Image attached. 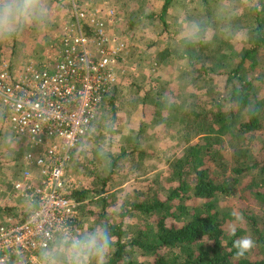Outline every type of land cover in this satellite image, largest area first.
<instances>
[{"label":"trees","instance_id":"1","mask_svg":"<svg viewBox=\"0 0 264 264\" xmlns=\"http://www.w3.org/2000/svg\"><path fill=\"white\" fill-rule=\"evenodd\" d=\"M172 1L131 9L130 27L160 21L168 31ZM241 1L225 10L216 7L214 22L222 29L213 41L198 36L182 40L178 49L167 46L158 52L154 62L158 69L165 61L187 60L178 75L179 93L195 86L206 96L179 94L180 100H170L171 82L154 76L158 85L144 97L134 92L130 100L132 106L144 107L131 139L118 152H96L91 167L81 163L92 181L73 195L83 201L82 222L91 216L112 234L107 264H264V0L237 6ZM202 3L209 21L212 4ZM70 14L74 21L73 9ZM243 29L248 41L238 50L232 40ZM121 94L118 86L105 97L103 105L113 115ZM152 117L154 125L174 128V139L183 143L166 170L149 164L160 150V137L152 139L146 132ZM82 144L81 139L74 154ZM27 150L17 153L20 164ZM125 174L135 181L126 192L118 186ZM244 240L251 241L250 247H243ZM11 258L9 264H15L16 255Z\"/></svg>","mask_w":264,"mask_h":264},{"label":"built area","instance_id":"2","mask_svg":"<svg viewBox=\"0 0 264 264\" xmlns=\"http://www.w3.org/2000/svg\"><path fill=\"white\" fill-rule=\"evenodd\" d=\"M71 0L74 21L64 25L59 54L43 67L15 69L0 60V106L7 127L28 146L25 169L13 182L14 198L29 202L0 221V264H40L55 229L87 230L74 194V150L88 134L106 95L121 85L128 41L115 34L113 7ZM86 26V27H85Z\"/></svg>","mask_w":264,"mask_h":264},{"label":"rangeland","instance_id":"3","mask_svg":"<svg viewBox=\"0 0 264 264\" xmlns=\"http://www.w3.org/2000/svg\"><path fill=\"white\" fill-rule=\"evenodd\" d=\"M81 1L83 3L90 2L92 8H107L109 6L119 11L120 19L111 29L115 34L126 38L128 48L122 62L126 68V74L123 76L120 85L123 94H121L119 101L116 100L117 102H115L119 104L118 107L116 106L115 115H113L111 107L103 105L89 135L82 138L83 144L78 149L80 155L78 152L74 154V167L72 166L71 175L74 180H78V190L91 185L92 181L90 175L86 173L87 169L84 166L83 169L81 168V163L88 162V167H91L90 161H93L96 152H100L102 149L107 150L110 148L112 152L120 151L121 146L127 143L133 132L139 128L144 117L143 103L132 106L130 100L134 97V92H138L139 96L144 97L149 89L158 85L154 81V76L159 77L163 82H171V87L167 90L170 100H180L177 98L179 94L183 98L191 93L197 94L199 98L206 96L195 86L191 88L190 93H179L178 75L182 67L188 66L187 60L176 58L175 61H165L158 69H156L154 62L157 59L158 52L164 51L167 46L178 49L179 42L190 39L189 37L193 33H195V37L198 36L201 40L213 41L214 35H219L217 30L220 32V29H222L220 25L214 22L217 17L216 7L225 10L235 3V0H210L214 18L208 21L205 18L202 6L205 4L202 3V0H193L194 3H192V0H173L169 8L171 17L168 19V31H166L160 21L153 26H147L146 24V26L136 28H131V20L129 21L131 9L136 8V11H140L146 6L151 9L154 8L156 3H162L163 0ZM242 1L243 4L237 6H243L244 0ZM245 2L248 5L255 3V0H245ZM42 3L46 9V15L41 22L23 28L11 38L0 37V58H7L15 69L24 66L30 60L35 64L44 66L50 62L47 59L55 56L57 49L61 46L60 40L64 25L72 19L70 14L71 0H42ZM139 6H144V8H138ZM241 8L238 13L242 11ZM200 22L202 24L201 28ZM232 41H234L236 49L240 50L248 41L246 31L241 30ZM53 50L55 51L53 52ZM226 52L231 51L228 49ZM260 96H264V88L261 90ZM154 123L153 117L151 121L146 122L148 125L146 132L151 135L152 139L154 134L160 137V140L156 142L160 150L158 159L155 157L149 161V164H154L159 170H166L169 157L178 154L183 143L174 139L176 136L173 131L174 128L168 130L164 124L154 125ZM25 146L15 132L7 127L6 118L0 106V221L6 214L13 213V210L16 212L17 206H20L21 209L29 207V202H25L24 199L21 200L20 198L15 199L13 195L15 190L13 182L25 169L24 164L22 162L20 164L19 159H17L18 154ZM155 171H152L151 174ZM126 174L123 175L118 184L120 190L124 192L131 190L132 184L135 183L134 179L131 176L127 178ZM247 204V202H244V206ZM86 217L87 230L98 226L95 222L96 218Z\"/></svg>","mask_w":264,"mask_h":264},{"label":"clouds","instance_id":"4","mask_svg":"<svg viewBox=\"0 0 264 264\" xmlns=\"http://www.w3.org/2000/svg\"><path fill=\"white\" fill-rule=\"evenodd\" d=\"M46 15L42 0H0V37L11 38ZM190 39L195 38V33ZM247 242V246H245ZM107 225L77 230L67 225L55 229L40 253V264H107L113 246ZM251 241L244 240L243 247Z\"/></svg>","mask_w":264,"mask_h":264},{"label":"snow or ice","instance_id":"5","mask_svg":"<svg viewBox=\"0 0 264 264\" xmlns=\"http://www.w3.org/2000/svg\"><path fill=\"white\" fill-rule=\"evenodd\" d=\"M245 246H247V242H245Z\"/></svg>","mask_w":264,"mask_h":264}]
</instances>
